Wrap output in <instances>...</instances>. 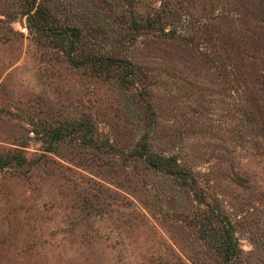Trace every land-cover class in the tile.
Wrapping results in <instances>:
<instances>
[{
    "label": "rangeland",
    "instance_id": "374dc122",
    "mask_svg": "<svg viewBox=\"0 0 264 264\" xmlns=\"http://www.w3.org/2000/svg\"><path fill=\"white\" fill-rule=\"evenodd\" d=\"M0 158V264H264V0H0Z\"/></svg>",
    "mask_w": 264,
    "mask_h": 264
},
{
    "label": "trees",
    "instance_id": "16d2710c",
    "mask_svg": "<svg viewBox=\"0 0 264 264\" xmlns=\"http://www.w3.org/2000/svg\"><path fill=\"white\" fill-rule=\"evenodd\" d=\"M158 10L156 11V13L152 12V13L146 14L145 16H142L139 14L134 15V16H128L127 17L128 19L127 27L131 29H136V30L138 29L139 30L150 29V31L161 30L159 29V24L161 25V23L159 19ZM38 11H43V10L37 9L33 13L29 14L30 9H26V11L24 12V15H26L27 23L31 27L34 26L37 30L43 31L44 29L48 28V26H46L47 21L45 20L46 18L45 13L43 12L39 14ZM124 16L125 14L121 12L119 13V19H123ZM50 29L52 28L50 27ZM56 32H58V36L63 37L65 40V35L67 32H69V28L64 27L62 28V30H59V31L56 30ZM67 35H68L67 37L68 48L74 51V49H76L75 43H77V40L80 39L78 30L76 28H71V31ZM70 57L71 56H69V58ZM85 58L86 57H84V59ZM86 59H85V62H86ZM90 59L91 60L88 61V63H93L92 66L94 65L95 68L97 67L96 68L98 69L97 73H99L100 71H103V73H105L108 67L121 65L124 68V72H122L120 75L118 74V79H120L121 82L131 84V88L132 89L134 88V90L137 89L134 87V85H136V87L139 86L140 88L141 83H143V75H142V78L139 76V73L142 74V70L133 58L131 60L130 58L125 57L121 59L123 60L122 62L121 61L119 62L116 59L115 55L112 54V56H110L105 51V52L100 53V55L92 56ZM104 76H107V75L105 74ZM137 77L140 78V82H138ZM134 79L136 80L134 81ZM148 129H151V128L149 127ZM140 140L141 141L139 142L138 147L131 150L130 154L140 158L144 162L145 160L146 162H150L154 166V168L162 169L161 165L165 166L167 165L165 164V162L174 159L173 156H167V157L162 156L161 150H157V149L153 150L150 142H147V136H145V134L141 135ZM12 157L13 155H11L10 158L7 157L2 161H4V163H8V161H10ZM1 159L2 158H0V160ZM179 170L177 171L174 170L170 172V174H174V175L178 174L179 176H181L180 178H184L183 174ZM195 183L196 182L192 181V183L190 184V187L193 188L194 186H196ZM207 211H208L207 212L208 214L206 216L202 215V217H203V220H205L208 223V225L209 224L211 225V222H215L216 219L218 220L220 218L219 213L214 208H207ZM224 233H225V237L222 238L223 239L222 242L219 241L218 244L220 243V250L222 252L224 261L226 262V261L233 260L235 258L236 253L234 250L235 246L233 245L231 241V235L229 234L227 226H224Z\"/></svg>",
    "mask_w": 264,
    "mask_h": 264
}]
</instances>
